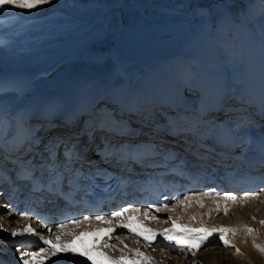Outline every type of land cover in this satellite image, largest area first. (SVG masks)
<instances>
[{"label": "bare ground", "instance_id": "6f19581e", "mask_svg": "<svg viewBox=\"0 0 264 264\" xmlns=\"http://www.w3.org/2000/svg\"><path fill=\"white\" fill-rule=\"evenodd\" d=\"M247 10L244 4L237 8V19L245 30L246 52L244 66L239 75L246 95L243 98L254 101L253 108L255 104V108H260L264 113V33L261 30L254 32ZM214 30L215 20L212 14L197 20L190 31V35L194 37V44L187 52L198 67L197 76L206 95L204 105L195 104L189 98L184 99L182 87L177 91L167 89L163 95H160V101L170 107L177 106V118H179L178 120L176 118L177 123L180 121L186 123L185 119H188L187 122L194 125L201 121L198 112H203V114L209 112L208 103L212 105L222 103L230 96L227 105L231 104L235 110L229 111L228 115H233L238 123L237 127L227 129L229 139L226 145L232 146L243 136L249 137L251 133L261 135L264 132L261 129L262 126H252L253 120L251 118L254 114L249 117L240 115L242 112L238 110L240 105H247V110L251 105L250 103L245 104L244 101L241 102V97L234 94L232 73L227 71L225 66L216 62L211 45ZM147 41L148 45L151 46L152 40L148 39ZM107 50L105 48V51ZM109 54L106 57L110 56V60L106 57L99 58L96 60L98 63H95V60L81 61L76 57L68 58L47 72L0 73V113L4 118H8L9 111L19 96L40 100L44 103H71L82 98H89L91 102L96 103L105 98L109 100V96L112 94L125 95L129 90L136 92L144 100L151 99V87L156 82V73L164 72V59L156 55L147 64L148 66H141L132 62L125 63L122 54L118 52L111 51ZM124 63L125 65L122 66ZM112 65L114 68L110 74H105V70L111 68ZM26 79L30 80V85L25 89L19 88ZM150 81L152 82L151 85ZM248 94L251 99H249ZM262 113L258 112V116H255V120H259L261 123H263V119L259 116ZM95 131L97 130L95 129ZM257 171L264 176V165ZM6 195L5 192L0 191V254L11 256L12 264H24L25 260L30 261V264H36L35 261H32L30 254L39 252L41 247H50L43 243V238L55 241L56 235L61 233L60 225L52 227L49 231L47 227L39 226L33 220L28 221L21 205V199L13 197L14 194L12 193ZM229 197L223 194L204 196L191 193L184 196L179 202L167 207L162 206L154 210L141 211L137 207L122 205L109 214L84 216L82 219H75L62 225H65L66 230L76 235L89 234L81 235L82 240L89 247L97 238L90 235L91 233H98L101 229L114 228L113 232L101 236L102 242L106 240L112 245V248H102L101 250L113 258L119 257L121 250H123L129 258L136 259L135 250H138L144 256L152 257L153 264H198V262L200 264H224L228 259L226 256L230 257L232 264H248L247 262L249 264H264V253L255 247L256 244L264 246V224L261 223L264 220V191L234 196L236 197L235 200L229 199ZM173 205L184 206V208L185 206L205 207L208 208L209 218L219 217L214 223L207 222L205 215L204 218L194 215L189 221H185L181 216L173 220L166 219L165 210ZM124 209H128V211L123 212ZM225 211V215L224 213L219 214V212ZM116 212H123V215L116 217L114 215ZM145 212H147L146 215ZM97 216L104 217V220L96 219ZM85 217L88 219H84ZM73 221H80V223L76 224ZM124 223L131 224L139 231L152 229L156 233H163L170 229H175L177 233H181L187 229L234 228L236 229L235 233L227 234L234 247L231 245L226 247L219 240L217 233L209 237L208 242L193 255L192 252L181 249L174 241H169L162 235H157L149 244L143 236L121 227ZM28 227L34 231L25 232L24 230ZM248 228L254 231L249 233ZM14 232L17 234L13 235ZM145 234L151 235L150 233ZM61 239L71 240V237L62 235ZM30 241L33 242L32 245H28ZM185 242L187 243V241ZM75 247L82 250L80 241L75 242ZM237 248L240 250V255L236 254ZM41 259L43 264H91V261H88L86 257L74 252L60 251L55 256L45 254Z\"/></svg>", "mask_w": 264, "mask_h": 264}, {"label": "rangeland", "instance_id": "374dc122", "mask_svg": "<svg viewBox=\"0 0 264 264\" xmlns=\"http://www.w3.org/2000/svg\"><path fill=\"white\" fill-rule=\"evenodd\" d=\"M241 4L248 9L254 32L264 33V0H52L36 9L5 6L0 8V73L47 72L68 58L96 61L110 55L111 51L122 54L127 64L148 66L153 57L159 55L164 59V72L156 73L152 95L161 91L163 95L167 89L177 91L182 87L184 99L203 106L206 95L197 76L198 67L187 52L194 44L190 31L195 23L212 14L215 20L212 50L216 62L232 73L234 89L241 102L251 105L249 110L247 105L239 106L240 115L244 117L256 110L252 106L254 101L243 98L246 95L239 75L246 53L245 30L237 19V8ZM148 39L152 40L151 46ZM113 68L112 65L105 70V74H110ZM29 85L30 80L26 79L19 88ZM157 111L158 120L163 122L161 111ZM255 115H250L254 118L252 125L258 124ZM73 131L78 133L79 127ZM62 133L67 135L70 131ZM96 134L101 137L98 131ZM172 207L165 210L166 219L181 216L189 221L194 215L202 218L205 215L207 222L214 223L219 217L209 218L205 207ZM220 213L225 215L226 211ZM226 257L228 261L224 264H232L230 257Z\"/></svg>", "mask_w": 264, "mask_h": 264}, {"label": "snow or ice", "instance_id": "6c2138e0", "mask_svg": "<svg viewBox=\"0 0 264 264\" xmlns=\"http://www.w3.org/2000/svg\"><path fill=\"white\" fill-rule=\"evenodd\" d=\"M52 0H0V8L5 6H14L17 9H36L39 6L47 5L51 3ZM229 199L235 200L236 197L230 196ZM246 199V197H245ZM167 207V205H164ZM128 211V209H124L123 212ZM159 211V209H157ZM123 212H116L114 215L116 217H120L123 215ZM147 212H145V215ZM84 219H88L85 217ZM96 219L104 220V217L97 216ZM73 223H80V221H73ZM264 224V220L261 221ZM121 227L128 229L130 232L135 233L137 235L143 236V238L151 244L157 235H162L169 241H174L176 245H178L181 249H185L187 251L192 252L193 255L196 254V251L202 247L205 243L208 242L209 237L214 234H219V240L223 242V244L227 246H233L232 242L228 239V233H235L236 229L234 228H227L221 227L219 229H187L184 232L177 233L175 229L165 230L163 233H156L152 229H145L144 231H139L138 229L132 227L131 224L124 223ZM61 233L57 234L55 237V241L43 238V243L45 245H49L50 247H41L39 252H33L30 254L32 261H35L36 264H43V257L45 254H49L51 256L57 255L58 252H74L78 253L79 255L86 257L88 261H91V264H153V258L144 256L143 253L136 251V259L129 258L123 250H121L119 257L113 258L112 256L108 255L106 252L102 251V248H112L106 240L101 241V236L103 234L111 233L115 229H101L98 233H91L90 235H94L97 238L93 241L91 247L88 246L86 242L80 239L81 235H89L86 233H82L80 235H76L69 230H66L65 225H60ZM249 233L253 232L254 230L251 228L247 229ZM25 232H33L34 229L28 227L24 230ZM51 231V229H49ZM145 233H150L151 235H146ZM17 233H13L16 235ZM69 236L71 240H62L61 236ZM79 240L81 243V249H77L75 247V241ZM187 241V243L185 242ZM255 247L261 252L264 253V246L256 244ZM236 254L240 255V250L236 249ZM28 255V254H25ZM24 264H30V261L25 260Z\"/></svg>", "mask_w": 264, "mask_h": 264}]
</instances>
